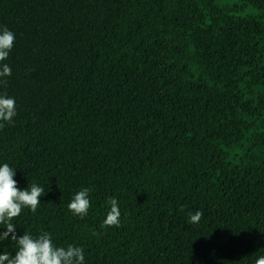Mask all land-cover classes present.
Wrapping results in <instances>:
<instances>
[{
    "label": "trees",
    "instance_id": "obj_1",
    "mask_svg": "<svg viewBox=\"0 0 264 264\" xmlns=\"http://www.w3.org/2000/svg\"><path fill=\"white\" fill-rule=\"evenodd\" d=\"M5 27L16 115L0 121V166L44 189L18 237L48 232L84 264L264 255V0H0ZM112 197L120 224L104 226Z\"/></svg>",
    "mask_w": 264,
    "mask_h": 264
},
{
    "label": "clouds",
    "instance_id": "obj_2",
    "mask_svg": "<svg viewBox=\"0 0 264 264\" xmlns=\"http://www.w3.org/2000/svg\"><path fill=\"white\" fill-rule=\"evenodd\" d=\"M15 35L6 27L0 30V61L7 59L13 47ZM11 75L7 64L0 66V77ZM16 115L15 100L7 94H0V121L10 122ZM2 126V125H0ZM15 171L9 164L0 166V225L6 231L0 233V241L7 240L11 234V241L16 244L14 255L0 253V264H84L85 256L82 247L69 244L67 247H58L53 244L50 233L42 232L32 236L25 232L23 236L16 235L15 224L12 222L24 208L35 213L40 203L44 189L32 183L21 190L14 179ZM89 190L82 189L74 194L68 204V209L74 215H87L90 207ZM110 210L103 221L104 226H119L120 210L115 197L109 199ZM203 213L199 210L189 212V223L197 224ZM255 264H264V255L255 260Z\"/></svg>",
    "mask_w": 264,
    "mask_h": 264
}]
</instances>
